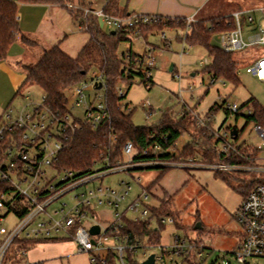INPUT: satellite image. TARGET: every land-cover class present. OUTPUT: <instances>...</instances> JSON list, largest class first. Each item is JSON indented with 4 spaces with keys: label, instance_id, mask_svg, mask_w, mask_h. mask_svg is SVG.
<instances>
[{
    "label": "built area",
    "instance_id": "obj_1",
    "mask_svg": "<svg viewBox=\"0 0 264 264\" xmlns=\"http://www.w3.org/2000/svg\"><path fill=\"white\" fill-rule=\"evenodd\" d=\"M69 8H74L69 4ZM85 15L94 14L99 22L109 30L135 29L139 32L141 27L155 26L161 22L157 15L129 14L123 16L111 15L90 7L80 6ZM264 13V9H259ZM246 16L251 23L254 17L251 12H239L233 17L235 28L232 31L217 35L219 46L226 53L243 52L253 46L264 47V29L259 27V32L250 41L243 37L240 17ZM184 40L191 33L193 18L186 19ZM166 39L165 34L162 35ZM185 45L187 43L183 42ZM191 48V46H189ZM156 47H149L143 55L144 80L151 79V70L155 68ZM209 59L200 61L203 66L209 65ZM258 81L264 83V56L247 69ZM211 79V78H210ZM221 83L224 80L211 79V85ZM104 85V77L98 71H92L77 85L67 90L68 112L60 116L47 104L43 95L40 102L25 97L26 104L21 108L8 107L0 118V183L6 185V191L0 195V264H9V261L17 260L16 255L9 258L11 248L17 244V251L23 257H27L29 250L23 246V242L34 240L49 241L62 240L72 241L76 244L78 252L87 254L90 264H110L113 257L114 262L125 263V255H134L142 249L157 248V253L147 255L146 261L154 255V264H199L200 259L208 256V249L205 240L202 238L187 239L178 235L173 237L169 245H151L141 242L131 243L130 233H127L128 222H146L149 227L158 230L160 226L175 224L172 215H155L154 209L157 205L149 204L154 195L150 194L148 187H142V192L137 196L124 211L120 210L129 197L132 186L124 181L121 182L120 190L112 187L91 188L90 185L96 181L115 173L124 172L130 174L139 183L140 179L135 178L133 173L138 170L151 169H188L205 168L222 173L244 170L252 173L256 178L264 179V168L253 165L255 159L247 158L249 164L241 168L239 164H227L223 162L207 163L204 157L198 154L182 156L183 147L175 144L168 150H163L161 145L156 144L153 149L144 150L142 155L152 157L150 160L135 161L136 150L132 143L128 142L122 149L123 160L115 164L101 165L94 163L93 168L86 173L76 170L56 168L61 152L68 147L72 134L82 126L87 125L97 129L108 118L107 107L104 95H99L96 100L90 101L86 92L89 85ZM192 90V88H190ZM126 92L118 89L119 98H123ZM227 103V102H226ZM182 111L175 113V120L185 119L189 111L186 105H182ZM83 108L82 118L73 114V109ZM230 114L236 115L240 107L236 104H227ZM251 111L247 112L250 115ZM196 119L197 127H207L210 119ZM231 130L225 131L220 136L224 150L223 153L233 149L230 143ZM254 130L261 137L264 147V129L254 125ZM164 154H170L169 159H164ZM251 155V154H250ZM200 158V159H199ZM96 165L103 166V169L95 171ZM57 175H62L61 180L55 183ZM257 174V175H256ZM85 187L82 192H76L79 188ZM73 192H75L74 195ZM70 195V202L62 200ZM102 206L114 210L112 224L107 227L95 219V214ZM10 216L15 217L16 223L10 228L2 225ZM237 221L243 227L242 239L237 243L233 255L241 264L246 263L250 258H264V183L257 184L243 198L242 204L236 214ZM156 223L154 226L153 224ZM99 226L97 235H92L90 229ZM64 234L65 238L59 235ZM161 234V232H160ZM145 255V253H144ZM142 261V262H144ZM141 262V263H142ZM23 264H33L26 262ZM40 264V263H35Z\"/></svg>",
    "mask_w": 264,
    "mask_h": 264
},
{
    "label": "rangeland",
    "instance_id": "obj_2",
    "mask_svg": "<svg viewBox=\"0 0 264 264\" xmlns=\"http://www.w3.org/2000/svg\"><path fill=\"white\" fill-rule=\"evenodd\" d=\"M103 1L105 0H71V3L75 9L80 6H89V4H92L94 8H101ZM230 2L228 3L227 0H212L208 4L206 14H202L203 20L215 19L221 15L224 17L234 16V12H238L239 8L233 3L230 4ZM65 5L69 8V2H66ZM59 7H61L59 10L60 19L57 20L54 28L57 33L59 30L65 32V35L64 33H58L60 37L53 44L56 45L58 41H61V49L68 55L76 57L86 44L88 36L79 29V22L71 18L69 9L61 5ZM209 13L210 16L217 14L215 16L218 17H208L207 14ZM252 16L256 18L253 23L249 22L246 16L240 17L245 40L257 34L259 27L264 29L262 13L256 10L252 13ZM54 31H51L50 34L55 37ZM163 33L166 35V39H163ZM163 33L150 36L147 42L141 37H132L131 42H124L119 47L120 55L130 49L139 55H144L147 44H151L150 47H156V66L151 70V81L144 83L143 77L136 76L130 86L128 81H121L117 85V89H122L123 92L127 93L122 103L123 106L129 105V110L133 111L132 120L134 124L137 127L158 125L167 113L175 120V113L182 111V105L185 104L187 111H189L186 117L192 115L193 117L198 116L200 119H210L212 125L210 131L218 139L220 136H224L225 131L228 133L233 126H236L241 131L240 138L237 141L230 139L231 145L234 148H239L240 145L245 144L250 154L256 155V161L253 162V165L264 168V147L263 149L258 148L263 146V141L254 130L255 124L249 122L247 124L248 111L240 116L229 114L227 111V104H236L242 108L251 99L264 106V83L247 72L250 66L264 56V47L253 46L234 56L240 63L239 76L241 84L238 87L228 82L225 85L221 83L211 85L209 75L204 73L205 66L200 64L201 60L209 58L207 51L201 47L190 48L189 45H185L181 40L185 34L184 31L165 30ZM212 39L219 46L217 35H213ZM34 44H31V41L27 43L30 47H34ZM209 61L211 60L209 59ZM171 67H173V71H170ZM104 94V88L95 90L93 85H89L86 92V96L90 101L96 100L99 95L103 96ZM42 96L43 91L40 87L27 85L22 89L20 95L14 97L13 105L10 107L21 108L26 104L25 97L40 102ZM224 101L227 103H224ZM216 104L219 107L218 110L210 114L211 108ZM73 114L82 118L84 109L75 108ZM189 142H191V137L184 134L178 140L177 146L182 148ZM200 145L202 144L200 143ZM200 145L196 147L199 151L201 150ZM217 149L224 150L222 141L218 142ZM197 154L201 156V153ZM241 154L244 160L250 157L244 153ZM247 162L251 161L247 160ZM207 163L211 162L207 161ZM239 165L244 168L247 164ZM101 169H103L101 165H96L94 168L95 171ZM166 171L165 173L161 169L135 171L133 176L140 179L139 183L130 174L115 173L103 180L96 181L90 187L102 185L103 187L120 190L122 181L129 183L132 186L131 193L120 206V210L124 211L142 192V187L145 188L150 185L149 192L154 196L150 198L149 204L157 205L159 208L161 201H169V211L176 221L175 224H167L161 230L162 240L160 245L171 244L173 237L176 235L187 239L204 238L208 256L205 255L200 259L199 264H241L233 255L236 245L242 239L244 233L243 227L237 221L236 214L245 197L244 190L249 180L255 175L244 170H241L242 172L222 173L205 168L167 169ZM55 174L57 175V173ZM57 176L55 183H58L62 177V175ZM224 177H227L226 180ZM156 179H159V181L154 184ZM85 189V187H81L76 192H82ZM74 194L75 192L72 195ZM69 196L65 197L62 202H70ZM94 217L105 227L115 221L114 210L105 206L100 207ZM16 220L15 217L10 216L2 225L10 228L16 223ZM199 223L202 225L200 231L195 229ZM153 225L155 226L156 223ZM59 237L65 238L66 236L60 234ZM49 243H37L27 257L21 256L17 251L18 245L15 244L10 250L9 258L16 255L20 257L8 263L23 264L28 261L35 264L40 259L48 260L47 258L51 257L49 255L53 250L52 247H54ZM59 249L62 248L59 247ZM59 249H55V251H59ZM68 250H70L69 247L61 251ZM157 252L158 249L154 247L142 249L134 255L126 253L125 263L141 264L147 258V255ZM74 254L79 255L77 250H74ZM66 255L61 258L62 264H82L85 261L84 259L88 258L87 255H83V261L76 258L71 262V258L66 257ZM113 264L119 263L115 261ZM244 264H264V258H250Z\"/></svg>",
    "mask_w": 264,
    "mask_h": 264
},
{
    "label": "trees",
    "instance_id": "obj_3",
    "mask_svg": "<svg viewBox=\"0 0 264 264\" xmlns=\"http://www.w3.org/2000/svg\"><path fill=\"white\" fill-rule=\"evenodd\" d=\"M66 2L72 4L71 0H0V61L6 59L10 47L20 32L19 10L22 6L61 5L68 8L65 5ZM119 4L120 0H105L103 10L107 14L125 16L127 12L121 9ZM88 7L91 8L90 5ZM68 9L73 20L79 22L81 31L88 36L86 44L76 57L65 53L60 44L44 51L35 65H24L26 77L22 88L27 85L40 87L46 104L60 116H65L68 112L67 90L80 83L90 72L98 71L104 77V101L108 118L97 129L84 125L76 130L72 134L68 147L59 156L56 163L57 169H70L86 173L93 168L95 162L101 165H107L108 162L115 164L123 160L122 149L128 142L132 143L136 150L134 160L147 161L152 157L143 156L144 150H151L156 144L161 145L163 150H168L177 144L184 134L191 137V142L183 147L182 156L184 157L201 153L206 161L227 164H249L246 159L245 161L242 158L241 153L250 156V159L256 158L255 154L250 155L245 144L236 148V151L231 149L226 153L217 149V144L221 140L210 131L212 129L211 121L207 122V127H197L196 119L192 115L181 121H175L167 113L158 125L137 127L132 120L133 111L129 110V105L123 106L122 103L127 93L123 98H119L117 89V85L121 81H128L130 86L136 76L144 78L143 55H139L131 49L122 55L119 53L120 45L124 42H131L132 37L138 33L137 30H117L115 34H111L112 31L102 30L100 22L94 14L85 15L84 11L80 9ZM185 28L184 20L161 17V22L158 25L141 27L139 32L141 36L147 38L150 34H157L167 29L185 31ZM234 28L235 19L233 16L196 21L191 33L181 40L191 47H201L207 51L208 59L211 61L208 66H205L204 73L208 74L211 79L224 80L238 87L241 84L240 63L234 56L241 52L226 53L212 39L213 35L229 32ZM24 41L29 42L26 39ZM31 44L33 43L31 42ZM143 82L147 83L145 80ZM217 106L216 104L211 108L210 114L218 110ZM245 111H251V114L246 116L247 124L248 122L254 123L264 129V106L262 104L251 99L240 108V112L236 116L243 115ZM238 132L237 138L233 141L240 138L241 131L238 130ZM197 145L201 146L200 151L196 149ZM170 156V154H164L162 158L169 159ZM226 178L224 177L225 180ZM159 179H156L154 184ZM260 183H264V179L252 176L244 190L245 195ZM6 189V185L0 183V195ZM161 202V206L154 209L155 215H172L168 207L170 202L167 200ZM164 227L160 226L159 231H156L146 222H128L125 231L131 234L129 238L131 243L141 242L157 245L162 240L160 232ZM52 241L56 240L45 242ZM39 242L43 241L23 242V246L30 251ZM113 263L112 257L110 264Z\"/></svg>",
    "mask_w": 264,
    "mask_h": 264
},
{
    "label": "crops",
    "instance_id": "obj_4",
    "mask_svg": "<svg viewBox=\"0 0 264 264\" xmlns=\"http://www.w3.org/2000/svg\"><path fill=\"white\" fill-rule=\"evenodd\" d=\"M211 1L212 0H120L119 5L121 9L127 12L126 15L138 13L144 15H157L162 18L172 20L180 19L185 21L186 19L193 18L195 21H203L204 18H202V14H206L208 4ZM229 1H231L230 4L233 3L239 8L238 12L253 13L256 10L259 11V9H264L263 0H227L228 3ZM89 5L94 10L102 9L105 5V1H103L101 8H94L92 4ZM85 7H88V5H85ZM60 8L61 7L54 5H24L20 8V32L17 35L14 44L10 47L6 59L0 61V118L2 117L4 111L8 107L13 105L14 97L22 93V85L26 77V72L23 69L22 65H35L37 61L42 57L44 51L49 50L53 46H55V44L53 43H55L60 37L58 33H64L65 35V32H61L59 30L57 33L54 28L57 20L60 19ZM238 12L234 13L236 14ZM210 13L207 14L209 15L208 17H218L215 16L217 14H213L214 16H210ZM262 16L264 17V13H262ZM220 17L224 16L221 15L218 18ZM254 21H256V18H254ZM100 25L102 30L105 32L114 31H108L101 22ZM79 29L81 30L80 26ZM167 30L174 31V29ZM51 31L55 32V37L50 34ZM164 31L160 33H163ZM154 35L156 34L153 33L148 35L147 38H144L143 36H141L140 32H138L134 37H141L147 42L148 38ZM251 37L252 36H250L246 41H250ZM24 39L35 43L34 47H30L29 45H27ZM58 44H61V41H58ZM150 46L152 45L147 44L144 53ZM44 242L45 241H43L42 243ZM49 244L54 245V247H52L53 250L49 255L51 257L47 258L48 260H37L36 263L62 264L61 258H64L65 256L63 255L65 254H67L66 257L71 258V262L76 258H79L81 260L83 258V255H87L79 253L76 244L72 241L56 240L50 242ZM59 247H61L62 249H59ZM68 247L70 248V250L61 251ZM55 249H59V251H55ZM74 250H77L79 255L76 256L74 254ZM30 252L31 250L29 251V253ZM84 260L85 261L82 264H90L89 257L85 258Z\"/></svg>",
    "mask_w": 264,
    "mask_h": 264
},
{
    "label": "water",
    "instance_id": "obj_5",
    "mask_svg": "<svg viewBox=\"0 0 264 264\" xmlns=\"http://www.w3.org/2000/svg\"><path fill=\"white\" fill-rule=\"evenodd\" d=\"M111 34H115V31H112ZM170 71H173V67L170 68ZM96 88L98 90L102 89V84L96 85ZM239 132L236 126L232 127L231 130V137L233 139L237 138ZM196 230H202V225L199 223L197 224V226L195 227ZM100 231V227L99 226H94L90 229V233L92 235H97ZM155 263V258L154 255H151L146 261L142 262L141 264H154Z\"/></svg>",
    "mask_w": 264,
    "mask_h": 264
}]
</instances>
